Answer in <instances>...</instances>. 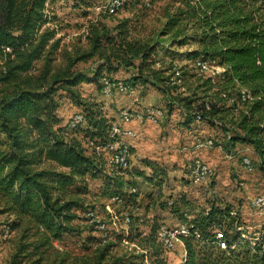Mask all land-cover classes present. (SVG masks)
<instances>
[{"label":"trees","instance_id":"16d2710c","mask_svg":"<svg viewBox=\"0 0 264 264\" xmlns=\"http://www.w3.org/2000/svg\"><path fill=\"white\" fill-rule=\"evenodd\" d=\"M52 1L0 0V191L4 198L3 213L11 218L7 228L18 235L15 258L22 254L26 258L38 256L34 262L38 264L43 259L39 249H48L54 253L56 263L59 252L54 243L64 236H78L76 221L81 219L88 225L91 234L95 231L86 218L93 206H87L83 200L95 196L88 190L90 181H99L98 196L117 199L112 202L117 214L131 215L139 209L134 182L124 180L119 174L123 169L109 170L104 155L95 150L116 141L109 136L111 120L98 103L84 98L79 90L81 83L97 82L102 70L133 68L136 76L132 80H149L166 97L182 87L187 93L185 98L169 96L166 102L168 107L185 108L187 123L195 122L197 116L200 122H212L221 112L229 115L242 132L238 140L252 144L264 167L262 0H170L173 9L167 11L158 36L167 38L172 46L192 47L185 53L191 62L198 58L215 60L225 68L222 79L190 75L186 89L181 69L182 86L167 84L171 66L166 70L157 67L154 57L158 42L141 44L131 40L126 23L114 35L91 26L84 36V48L66 49L57 32L48 27L53 19L46 6ZM94 58L99 65L89 77L78 65ZM130 83L124 82L128 88ZM241 89L254 99L246 105L245 113L239 110L233 114L228 106L225 110L217 108L214 101L217 97L227 104L226 99L238 95ZM62 96L80 109L85 118L82 138L78 136L80 126L69 129L57 115ZM144 163L152 165L149 161ZM138 221L131 217L127 226ZM185 223L191 232H198L200 240L209 243L214 241L216 230L224 233L227 250L216 249L219 252L215 253L212 247L204 248L214 253L209 256L213 264H264V255L251 252L245 242L235 249L229 248L237 236L229 205H212L203 215ZM153 234L151 227L149 234L135 231V239L132 236L127 239L144 252L140 258L147 256L150 264H167L160 257ZM88 240L93 242L94 252L79 259L81 264H103L113 244L107 238ZM182 243L185 257L181 264H196L197 242L188 238ZM66 261L67 257L62 256L59 263ZM122 263L119 259L114 262Z\"/></svg>","mask_w":264,"mask_h":264},{"label":"rangeland","instance_id":"374dc122","mask_svg":"<svg viewBox=\"0 0 264 264\" xmlns=\"http://www.w3.org/2000/svg\"><path fill=\"white\" fill-rule=\"evenodd\" d=\"M105 2L106 0H53L46 6L49 17L53 19L48 27L57 32V38L62 39L61 44L70 50L74 47H85L84 32L90 30L91 26L101 27L114 35L122 30L117 28L126 23L125 30L131 40L139 41L141 44L158 42L154 57L157 67L166 70L170 66H178L184 73L185 89L190 84V75L203 78L193 69L192 62L186 59L185 53L192 47L172 46L167 38L158 36L167 11L173 9L170 0H150L149 6L144 4V0H123L122 9L112 16H107L98 9ZM98 65L99 62L94 58L86 63H80L78 69L90 77ZM135 76L133 68L119 69L116 72L102 70L97 82L81 83L79 86L81 95L98 103L106 118L112 123L117 120L121 110L142 111L148 106H155L164 111V118L155 123L130 125L138 137L128 142L131 146V159L128 166L119 174L124 180L134 182L139 193V209L131 214L133 219H139L138 222L132 226L123 224L117 214V207L112 205V200L97 195L101 188L99 181L89 182L88 190L95 196H88L83 200L87 206H93L92 212L96 215V220L105 224L107 241L113 244L103 264H114L117 259L123 260L122 264H144V259L140 258L143 253H135L136 251L130 247L134 241L130 242L127 239V236L135 239V231L147 235L153 227L155 235L159 224L185 222L203 215L212 205L245 206L250 198L264 195V167L261 159L251 143L238 140L242 137V132L233 118L221 112L212 122L187 123L188 111L175 105L168 107L166 102L169 96L185 98L187 93L182 87L176 92L168 91L172 95L166 97L165 93L153 86L149 80L148 82L132 80ZM103 78L123 83L131 82L130 92L105 97L100 92ZM165 86L163 84V89L166 90ZM194 87L195 84L192 85V88ZM214 101L217 108L223 109L227 106L219 102L218 97ZM58 104L57 115L63 125H66L75 114L81 113L80 109L71 105L64 96L58 100ZM85 129L86 122L78 128L79 138H82V130ZM205 139L213 140L212 149L195 151L191 147L193 142ZM87 152L90 153V150ZM195 157L203 160L213 173L205 184L193 185L188 180L187 166ZM244 158L250 160V170L242 164ZM144 161H149L152 165L146 166ZM3 210L4 198L0 191V230L5 234L0 236V264H34L38 256L26 258L22 254L15 258L18 235L7 228L11 218L4 214ZM109 212L116 214L117 220L113 218L114 214L111 215ZM253 221H256V218ZM253 221H250V225L260 223L261 219ZM75 224L80 231L78 236L74 234L64 236L60 242L54 243V248L59 252L56 263H53L55 255L51 250L39 249L40 254L43 252L41 254L43 259L38 264H60L62 256L67 257L66 264L74 262L81 264V258L93 255L95 246L88 239L91 237L100 240L104 238L103 234L98 231L91 234L86 227L88 225L81 219ZM154 244L157 245L156 242ZM207 247H212L215 253L219 252L209 242L207 244L197 242L196 264H213L209 258L213 252L204 249ZM158 250L160 257L167 264H179L185 257L178 246L176 251L168 254L159 246Z\"/></svg>","mask_w":264,"mask_h":264},{"label":"built area","instance_id":"2783aa9c","mask_svg":"<svg viewBox=\"0 0 264 264\" xmlns=\"http://www.w3.org/2000/svg\"><path fill=\"white\" fill-rule=\"evenodd\" d=\"M264 4V0H262ZM144 4L149 6V0H144ZM123 7V0H106L105 4L99 7L101 13L112 16L115 15ZM87 35V31L84 32V36ZM8 51V50H7ZM193 69L198 75L203 78L210 79H222V75L225 68L218 65L215 60H208L198 58L192 62ZM170 86L180 87L182 85L181 70L178 66L173 65L170 69V77L167 82ZM101 94L105 97L111 96L115 93H129L130 88L121 81L113 82L107 78L102 79ZM223 96H225L223 94ZM253 98L245 89H241L238 95L229 97L226 99L227 106L231 108L233 114H236L239 110L245 113L246 105L253 102ZM206 110L208 107L206 106ZM164 118V111L161 108L155 106H148L142 111L138 110H121L118 114L117 120L111 124L109 136L115 138L114 143H110L104 147H96L97 152H101L104 155L106 167L109 170L125 169L131 159V146L129 141L137 139L138 134L136 131L130 128V125L142 126L146 123H155ZM195 122H200V117H196ZM85 123L83 114H75L68 122L69 129H73L77 126H81ZM214 146V142L211 139H205L203 141H196L192 143V148L195 151L209 150ZM242 164L250 170V160L244 158ZM188 180L193 185H201L207 183L213 173L209 166L201 159L195 157L190 160L187 166ZM112 202H117L116 198L112 199ZM108 206H110L108 204ZM108 206L106 208L108 209ZM110 213V212H109ZM112 213V214H111ZM113 215L114 213L111 212ZM110 215V216H111ZM122 223L125 225L130 224L131 215L121 212L118 214ZM229 216L234 219L237 236L236 239L230 244V249H235L239 243L245 242L251 252H256L259 255H264V195H256L247 201L245 206H230ZM88 223L91 224L95 231L103 234L106 238L105 224L99 220H96V215L93 212L86 214ZM113 218L117 220V215L114 214ZM256 218V221H253ZM261 219L260 223L250 225V221L257 222ZM249 223V224H248ZM246 224V225H245ZM3 232L0 230V236H3ZM5 236V234H4ZM103 238V239H104ZM155 242L166 254L176 251L177 246L183 247V240L192 238L194 242H200L207 244V241L200 240V236L197 231L191 232L187 223L181 222L172 225L159 224L155 231ZM216 249L225 251L228 244L225 241V235L221 230L215 231L214 241L211 243ZM130 247L136 251L135 253H143L136 245L130 244ZM184 249V248H183ZM184 259V257L182 258ZM182 263V261H181ZM179 263V264H181ZM144 264H150L147 256H144Z\"/></svg>","mask_w":264,"mask_h":264},{"label":"crops","instance_id":"0c3cea01","mask_svg":"<svg viewBox=\"0 0 264 264\" xmlns=\"http://www.w3.org/2000/svg\"><path fill=\"white\" fill-rule=\"evenodd\" d=\"M180 247V246H179ZM181 249H182V252H184V249H183V247H180Z\"/></svg>","mask_w":264,"mask_h":264}]
</instances>
